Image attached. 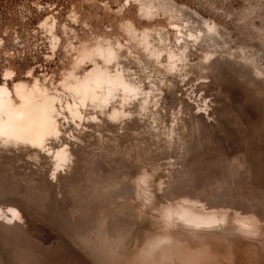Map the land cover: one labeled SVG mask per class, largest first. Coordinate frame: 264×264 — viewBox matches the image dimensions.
<instances>
[{
	"label": "rangeland",
	"instance_id": "1",
	"mask_svg": "<svg viewBox=\"0 0 264 264\" xmlns=\"http://www.w3.org/2000/svg\"><path fill=\"white\" fill-rule=\"evenodd\" d=\"M20 90L59 132L0 141V264H264V0H0V92ZM178 203L226 222L166 227Z\"/></svg>",
	"mask_w": 264,
	"mask_h": 264
},
{
	"label": "bare ground",
	"instance_id": "2",
	"mask_svg": "<svg viewBox=\"0 0 264 264\" xmlns=\"http://www.w3.org/2000/svg\"><path fill=\"white\" fill-rule=\"evenodd\" d=\"M120 79L121 78H116L114 82L106 83L104 88L107 90H111V88L113 89V87L116 86L114 84H116L117 81H120ZM96 82L97 84H94V86L93 84H89L87 86L77 88L78 90L76 91V94L79 95L81 102L86 99H88V101L90 100L91 102L100 99V93L97 91V89L100 88L104 81L102 82L101 80H96ZM20 92H17L19 95L18 101H20L19 105L13 103V101L9 98L10 95L8 96L7 93L5 94L0 92V141L5 143V145H7L6 143L16 144L20 142L23 144H29L31 146H39L42 144V142H45L44 140L46 136L54 132L57 133L58 131L57 122L54 119L55 117L52 116V112L54 111V107L51 104L52 100L43 90H38L37 95L33 93L28 94L21 90ZM9 93L11 94V92ZM74 109H71L72 115L79 116V112L77 110L75 111ZM54 158L56 164L63 165L68 160V154H64L62 150H58L56 154H54ZM146 180L147 178L143 175V178H141L140 182L146 186ZM150 197L147 198L149 202L152 201V198ZM192 204L178 203L172 206L169 204V207L167 206L166 209L163 208L164 210L160 212V216L166 223V227L175 225L179 222L186 225L189 229L199 230L201 227L209 228L218 224L219 222H226L225 213L206 212L195 206L196 203L195 205ZM233 221H235L238 229L242 232L249 233L253 232V229H255L254 224L251 221H246L245 218L239 219L234 217ZM174 239L175 238L170 236L169 233L150 239L147 244V253L151 255L153 252L157 251L161 244L165 242L167 243L169 240ZM145 256L147 257V255Z\"/></svg>",
	"mask_w": 264,
	"mask_h": 264
}]
</instances>
